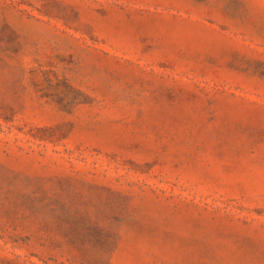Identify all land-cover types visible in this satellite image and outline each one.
I'll return each mask as SVG.
<instances>
[{"label":"rangeland","instance_id":"374dc122","mask_svg":"<svg viewBox=\"0 0 264 264\" xmlns=\"http://www.w3.org/2000/svg\"><path fill=\"white\" fill-rule=\"evenodd\" d=\"M0 264H264V0H0Z\"/></svg>","mask_w":264,"mask_h":264}]
</instances>
